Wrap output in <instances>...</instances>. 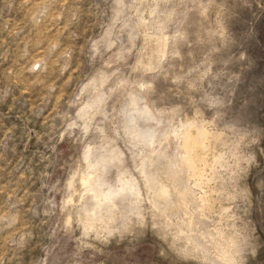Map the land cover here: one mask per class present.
Listing matches in <instances>:
<instances>
[{
    "label": "rangeland",
    "instance_id": "rangeland-1",
    "mask_svg": "<svg viewBox=\"0 0 264 264\" xmlns=\"http://www.w3.org/2000/svg\"><path fill=\"white\" fill-rule=\"evenodd\" d=\"M0 264H264V0H0Z\"/></svg>",
    "mask_w": 264,
    "mask_h": 264
},
{
    "label": "bare ground",
    "instance_id": "bare-ground-1",
    "mask_svg": "<svg viewBox=\"0 0 264 264\" xmlns=\"http://www.w3.org/2000/svg\"><path fill=\"white\" fill-rule=\"evenodd\" d=\"M135 104V103H134ZM148 115V112L146 113ZM198 133V132H197ZM205 135V134H204ZM203 137L202 133L199 135H196V137L191 136L188 133H184L182 135L183 141H184V145H185V149H186V155L184 157L185 161L188 162V164L190 166H194L195 163L198 162L199 158L196 154V151L201 148L200 146V142L201 138ZM184 151V150H183ZM184 161V160H183ZM184 161V162H185ZM90 176L84 177L83 179H81V183L83 185H87L88 184V178ZM156 180V179H155ZM153 184V183H152ZM156 184V182L154 183ZM158 185V184H157ZM159 187H160V197L164 198L167 196L168 193L174 191V187L171 183V181H166L164 183H159ZM128 194H131V190H127ZM178 195L181 196V199L178 201L179 203H182L183 205V201H184V196L186 195L184 193V191L182 192H176ZM120 194H123V191L116 193V192H111L109 195H107L105 197V202L106 205H108L109 207H114V200L117 199L118 197H120ZM94 200V199H93ZM97 204V202H96ZM177 204V203H176ZM179 205V204H178Z\"/></svg>",
    "mask_w": 264,
    "mask_h": 264
}]
</instances>
